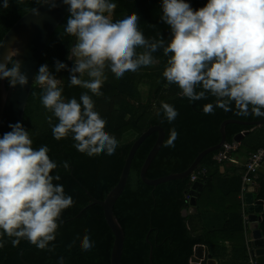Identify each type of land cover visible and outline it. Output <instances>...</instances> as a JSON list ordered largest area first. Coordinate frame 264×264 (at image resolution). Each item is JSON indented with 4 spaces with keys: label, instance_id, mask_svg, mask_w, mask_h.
<instances>
[{
    "label": "trees",
    "instance_id": "trees-1",
    "mask_svg": "<svg viewBox=\"0 0 264 264\" xmlns=\"http://www.w3.org/2000/svg\"><path fill=\"white\" fill-rule=\"evenodd\" d=\"M114 2L117 6L113 18L124 12H135L139 17L138 28L146 38H159L160 34L167 41L170 37L169 26L160 20L161 0ZM187 2L196 10L203 7L207 0ZM2 3L3 0H0V4ZM40 4L37 0H22L18 4L16 0H9V8L0 10V42L20 18ZM66 19L67 17L50 37L39 66L47 64L50 71L62 80L63 96L66 100L75 97L79 101L80 94L86 90L70 86L67 71L56 73L54 70L55 60L67 64L69 68L73 66L68 55L71 54L70 50L76 38L64 33ZM154 56L158 60L156 68L153 65L141 67L136 72H126L121 78L115 77L106 69V79L100 88L102 95L89 93L94 102V110L104 120V130L115 136L117 141L128 132L136 134L138 138L150 127L160 126L165 132V142L170 129L175 128L178 133L175 146L164 147L163 143L147 170L148 179L155 180L186 171L199 153L219 144V130L224 121L256 122L264 118L255 116L250 110L247 115H238L234 104L230 105L229 111L214 107L212 113L205 114L203 106L214 104L215 98L208 95L207 99L190 102L188 98L181 97L178 86L169 85L162 75L168 57L163 55L162 50H158ZM145 83H149L151 91L143 102L139 87ZM6 85L8 86L7 80ZM41 91L34 82L22 125L29 131L34 149L44 145L49 148L50 159L58 164V168L50 174H59L60 180L54 183L63 185L65 193L72 197L73 204L63 210L58 218L56 239L50 242L52 251L37 249L27 240H21L18 245L13 246L12 238L5 236V246L0 249V264H58L60 257L64 258V264H110L114 237L104 219L102 208L92 205V199L103 201L116 186L133 142L117 146L113 155L101 152L89 156L73 147L71 134L57 141L47 119L52 113L40 101ZM161 102L172 105L178 111L176 119L171 123L162 114L157 115ZM57 122L53 117V124ZM257 129L263 132L260 136L264 138V127L255 129L251 126L227 125L226 143H231L235 136L245 131L252 134ZM156 139L157 135L152 134L136 151L126 187L114 205V215L124 233L122 264H150V245L152 264H189L194 247L198 245L207 247L212 259L217 260L215 245L210 238L212 234L198 235L191 225L193 216L183 217V212L190 209L186 199L191 189L190 178L170 181L157 187L147 186L140 180L141 167ZM259 139L262 145L254 147V152L264 147V140ZM237 152H240V148ZM218 153L219 151L205 156L199 166L207 169V178L201 183L208 202H211L215 193L214 175L218 166L223 164L214 160ZM64 161L69 163L67 171L63 168ZM255 199L264 202V175H259L256 180ZM222 200V205L229 203L233 210L232 213L230 209L224 210V213H229L224 229L238 241L228 264H249L241 221L242 201L238 197L234 201L227 198ZM198 204L196 202V207ZM259 228L264 238V211ZM85 234L93 242V247L87 251L79 246V240Z\"/></svg>",
    "mask_w": 264,
    "mask_h": 264
},
{
    "label": "clouds",
    "instance_id": "clouds-1",
    "mask_svg": "<svg viewBox=\"0 0 264 264\" xmlns=\"http://www.w3.org/2000/svg\"><path fill=\"white\" fill-rule=\"evenodd\" d=\"M37 2L56 6L52 0ZM62 3L69 12L64 33L76 42L68 55L73 66L55 60L54 70L67 71L70 86L86 91L79 101L75 97L66 100L62 80L47 64L39 66L34 81L42 90L41 104L52 113L47 119L57 141L71 134L77 151L89 156L113 155L118 141L104 130V120L94 110L89 93L102 95L106 69L121 78L126 72L156 64L158 50L168 57L162 75L169 85L178 86L181 97L190 102L208 95L215 98L214 104L203 106L205 114L214 107L229 111L234 104L238 115L250 110L255 116H264V0H207L196 10L187 0H161L160 20L170 28L167 41L160 34L159 38H146L135 12L113 18L114 0ZM8 8L9 0H3L0 10ZM32 11L36 13V9ZM17 55L18 50L11 48L0 59V80L23 88L29 81ZM161 114L171 123L178 111L161 102L157 115ZM53 117L58 121L55 124ZM8 127L11 131L0 137V249L7 236L13 246L27 240L37 249L52 251L50 242L56 239L58 218L72 206L73 199L63 185L54 183L60 176L50 173L58 164L50 159L47 145L34 149L29 131L20 122ZM177 137L175 128L170 129L164 147H174ZM63 168L69 169L67 161ZM79 246L84 251L93 247L89 235H83ZM58 264H64L63 257Z\"/></svg>",
    "mask_w": 264,
    "mask_h": 264
},
{
    "label": "water",
    "instance_id": "water-1",
    "mask_svg": "<svg viewBox=\"0 0 264 264\" xmlns=\"http://www.w3.org/2000/svg\"><path fill=\"white\" fill-rule=\"evenodd\" d=\"M52 2L55 3V7H50L47 3H41L39 6L34 8L36 9L35 14L32 10L25 14L10 28L1 41L4 46L0 47V59L3 58V55H5L9 49H17L18 55L15 59L20 62L21 71L27 75L29 83L23 88L20 86L10 87L9 84L8 86L6 85V80H0V137H2L4 133L11 131L8 127L9 124H15L16 122H20L22 124L30 92L33 83L35 82L34 76L38 71L45 47L57 27L66 17L69 16L68 6L64 5L62 0H52ZM230 124L251 126L255 129L262 128L264 127V118L261 121L256 122H243L238 120L224 121L219 130L221 140L218 145L210 147L199 153L186 171L155 180L148 179L146 177V173L164 143V130L160 126L150 127L133 141L116 186L108 193L103 201L92 199V205H98L102 208L104 219L114 237L110 264H122L121 258L124 247V233L121 225L114 215L113 210L115 203L122 195L126 187L131 163L140 145L152 134L157 135L156 142L147 155L139 174L140 180L143 184L150 187H157L170 181L189 178L190 175L197 168H199L201 161L205 156L221 150L222 145L226 143V126ZM249 133L250 131H245L235 136L234 140L241 143L243 138L249 135ZM230 157L231 155L227 156V158ZM259 173L264 175V168H261ZM202 186L203 185L199 182L192 185L189 192V195L191 196L189 201L190 208L196 207V202L199 198ZM244 202L247 207L249 230L252 234L256 261L257 264H264V238L259 228L260 223L262 222L264 202L262 200H256L251 192L245 194ZM186 215L187 211H184L183 217ZM196 248H202L201 251L203 252V257L201 258L200 256H196L193 250V255L190 258L189 264H209L212 260V256L209 253L208 248L204 246L202 247L201 245L194 247V249ZM149 263L152 264L151 245Z\"/></svg>",
    "mask_w": 264,
    "mask_h": 264
},
{
    "label": "crops",
    "instance_id": "crops-1",
    "mask_svg": "<svg viewBox=\"0 0 264 264\" xmlns=\"http://www.w3.org/2000/svg\"><path fill=\"white\" fill-rule=\"evenodd\" d=\"M252 132L257 133V130ZM262 133L263 132L260 131V134ZM261 138L264 140L263 137ZM253 149L254 148L250 147L245 150H240L241 153L237 152L238 154H236L235 156L231 155V157L227 158L225 162H223V164L218 166L214 175L216 185L215 193L213 197H211L212 200H210L211 202H208V198L205 195V189H203L202 187L200 198L197 201V203L199 202V204L196 208H190L187 211V215L193 216L191 220V225L193 230L198 233V235L205 236V234H212L210 238L211 240H213V245H215V255L218 256L217 260H211L213 264L230 263L233 250L235 247H237L236 243L238 241L230 232H226L224 229L229 216V213H224V210L226 208L231 210V204L228 203L224 206L221 203H223L222 199L224 198L232 199L231 201H234L237 197L240 198V191L242 185L241 178L244 174V167L248 155L254 152ZM259 175L261 174L259 173L256 175L255 180L258 179ZM232 212L233 210L230 211V213ZM244 212H247L246 205L242 207L241 221ZM246 236L247 235L243 231L245 248L247 247L248 237L250 236L252 238L251 231L248 233V237ZM195 250H197V248L194 249V251Z\"/></svg>",
    "mask_w": 264,
    "mask_h": 264
},
{
    "label": "built area",
    "instance_id": "built-area-1",
    "mask_svg": "<svg viewBox=\"0 0 264 264\" xmlns=\"http://www.w3.org/2000/svg\"><path fill=\"white\" fill-rule=\"evenodd\" d=\"M240 146L241 143L236 142L234 139L231 143L223 144L219 153L214 157V160L218 164L223 163L227 159V156L235 154L239 150ZM261 168H264V147L256 150L255 152L250 153L245 163L244 174L241 178L242 185L240 191V199L242 201L243 206L245 205L244 196L246 193L249 192L253 193L255 198V190H256L255 177L257 174H259V170ZM189 178H190L191 187L196 182L201 183L202 180H205L207 178V169L199 167L190 175ZM186 199L190 201L191 196L188 194ZM242 222L244 226V232L247 235L246 237H248V233L250 231H249V221H248L247 212L243 213ZM246 248H247L249 264H257L256 257L254 254L255 249L253 246V240L250 236L247 239Z\"/></svg>",
    "mask_w": 264,
    "mask_h": 264
},
{
    "label": "rangeland",
    "instance_id": "rangeland-1",
    "mask_svg": "<svg viewBox=\"0 0 264 264\" xmlns=\"http://www.w3.org/2000/svg\"><path fill=\"white\" fill-rule=\"evenodd\" d=\"M74 59L75 58L73 57V60ZM157 66H158V63L154 64L153 68H156ZM139 90L141 92L142 101L144 102L147 99L149 92L151 91V87H150L149 83H147V84L145 83L143 85H140ZM260 131L261 130L257 129V133H252V134L247 135L245 138V141L243 142V145H241V147H240V150H245V149H248L250 147L251 148L259 147V145H262V141L259 139L262 137V136H260ZM136 138H137L136 134H133L132 132H128L122 137L121 140L118 141V146L133 142ZM238 153H236V154H238ZM236 154H232V155L235 156Z\"/></svg>",
    "mask_w": 264,
    "mask_h": 264
},
{
    "label": "bare ground",
    "instance_id": "bare-ground-1",
    "mask_svg": "<svg viewBox=\"0 0 264 264\" xmlns=\"http://www.w3.org/2000/svg\"><path fill=\"white\" fill-rule=\"evenodd\" d=\"M202 248H197V250H195V254L196 256H200L201 258L203 257V252L201 251ZM209 264H213V262H209Z\"/></svg>",
    "mask_w": 264,
    "mask_h": 264
}]
</instances>
